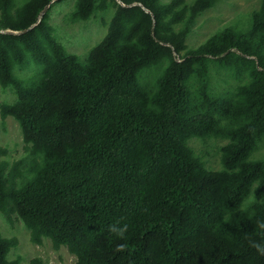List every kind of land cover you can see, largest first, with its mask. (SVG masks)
<instances>
[{
	"label": "trees",
	"instance_id": "obj_1",
	"mask_svg": "<svg viewBox=\"0 0 264 264\" xmlns=\"http://www.w3.org/2000/svg\"><path fill=\"white\" fill-rule=\"evenodd\" d=\"M16 1L0 0L14 32H0V86L16 95L0 114L26 156L9 164L0 147V212L75 264H264V0L246 28L195 48L193 25L220 0H76L75 21L114 9L84 58L56 36L59 0L39 22L52 0ZM214 72L238 83L216 89ZM211 137L227 139L219 170L189 144ZM18 244L0 233V264H23Z\"/></svg>",
	"mask_w": 264,
	"mask_h": 264
},
{
	"label": "rangeland",
	"instance_id": "obj_2",
	"mask_svg": "<svg viewBox=\"0 0 264 264\" xmlns=\"http://www.w3.org/2000/svg\"><path fill=\"white\" fill-rule=\"evenodd\" d=\"M24 0H17L22 4ZM191 2L192 0H188ZM76 0H59L54 3L50 11V22L56 29L57 38L71 53L84 58L90 49L98 44L108 31L114 9L100 11L87 20H72L69 17L74 9ZM261 0H220L215 6L203 12L196 20L187 38L190 48H195L203 43L215 31L229 25L238 28L248 26L251 14L258 9ZM36 72L35 65H29L18 71L19 76L31 78ZM155 72V70H154ZM149 79L153 78V71L147 73ZM238 81L228 74L214 72L213 84L216 89L222 90L235 86ZM16 98L10 89L0 86V103L12 102ZM227 142L221 137L192 138L189 144L195 152L202 157L206 166L210 169L222 168L220 148ZM0 147L7 150L4 159L9 164L25 155V143L22 130L18 121L13 117L3 120L0 114ZM29 158V157H28ZM253 158L264 159V140L254 152ZM254 191L245 199L243 206L247 207L254 200ZM0 233L6 237L18 238L19 244L9 253V258L17 256L22 258L23 264H29L34 257H41L45 264H75L76 257L63 246L55 249L50 239L45 238L43 243L36 244L30 240L29 229L16 215L8 219L0 212Z\"/></svg>",
	"mask_w": 264,
	"mask_h": 264
},
{
	"label": "water",
	"instance_id": "obj_3",
	"mask_svg": "<svg viewBox=\"0 0 264 264\" xmlns=\"http://www.w3.org/2000/svg\"><path fill=\"white\" fill-rule=\"evenodd\" d=\"M56 0H52L51 1V3H49L45 8H44V10L41 12V15H40V18H39V20H38V22L41 20V18H42V16L48 11V9L50 8V6H51V4L53 3V2H55ZM120 3H122L120 0H118ZM123 4V3H122ZM134 4H136V3H134ZM124 5V4H123ZM147 12H150V10H148V9H145ZM36 25V24H35ZM34 26V25H33ZM33 26H31V27H29V28H27V29H25L24 31H22V32H18V33H23V32H26V31H28L30 28H32ZM0 32H8V33H14L13 31H11V30H9V29H7V30H0ZM16 33V32H15Z\"/></svg>",
	"mask_w": 264,
	"mask_h": 264
}]
</instances>
